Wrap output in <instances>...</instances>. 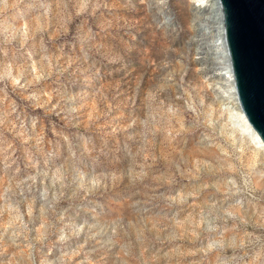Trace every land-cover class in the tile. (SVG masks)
Returning a JSON list of instances; mask_svg holds the SVG:
<instances>
[{"label":"rangeland","instance_id":"1","mask_svg":"<svg viewBox=\"0 0 264 264\" xmlns=\"http://www.w3.org/2000/svg\"><path fill=\"white\" fill-rule=\"evenodd\" d=\"M197 2L0 0V264H264Z\"/></svg>","mask_w":264,"mask_h":264},{"label":"water","instance_id":"2","mask_svg":"<svg viewBox=\"0 0 264 264\" xmlns=\"http://www.w3.org/2000/svg\"><path fill=\"white\" fill-rule=\"evenodd\" d=\"M239 106L264 144V0H218Z\"/></svg>","mask_w":264,"mask_h":264},{"label":"bare ground","instance_id":"3","mask_svg":"<svg viewBox=\"0 0 264 264\" xmlns=\"http://www.w3.org/2000/svg\"><path fill=\"white\" fill-rule=\"evenodd\" d=\"M205 10H208L211 18L213 19V23H214L213 27L215 29L214 31H216L217 33V39L214 45L215 47L218 48L219 50L218 55L223 60V63L226 66L225 68H223V70H221L220 78L224 79L227 82L225 83L230 85V88L226 89L225 91L223 90L221 96L223 103L227 107L226 109L229 113V119L232 125L233 126L235 125L237 127L235 128L236 130L239 129V132H242L246 137L251 139V141L256 146L257 151L261 153L264 157V144L261 138L258 136V134L249 125L237 100L234 82H233V76L230 70V65L228 64V53L225 45L222 12L218 0H198V2L194 5L193 13L196 16H199Z\"/></svg>","mask_w":264,"mask_h":264}]
</instances>
